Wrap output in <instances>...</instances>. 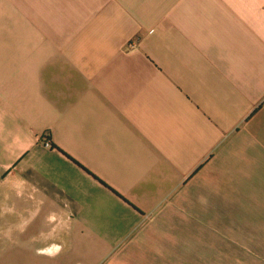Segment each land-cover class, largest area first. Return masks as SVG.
<instances>
[{"label": "crops", "instance_id": "1", "mask_svg": "<svg viewBox=\"0 0 264 264\" xmlns=\"http://www.w3.org/2000/svg\"><path fill=\"white\" fill-rule=\"evenodd\" d=\"M0 213L12 264H264V0H0Z\"/></svg>", "mask_w": 264, "mask_h": 264}, {"label": "rangeland", "instance_id": "2", "mask_svg": "<svg viewBox=\"0 0 264 264\" xmlns=\"http://www.w3.org/2000/svg\"><path fill=\"white\" fill-rule=\"evenodd\" d=\"M1 216L2 214L0 213V219H1ZM5 231H6L5 228L0 227V237L6 236ZM0 239L2 240V238ZM244 247H241V245H239V251L241 253L246 251L247 249L246 245H244ZM25 251H27V247L22 242L15 243L14 245L12 243H7V242L0 243V264H12L13 261L10 260V257L12 256V254L13 253L22 254V253H25ZM17 261H18V264L21 263V258L20 260H17Z\"/></svg>", "mask_w": 264, "mask_h": 264}, {"label": "built area", "instance_id": "3", "mask_svg": "<svg viewBox=\"0 0 264 264\" xmlns=\"http://www.w3.org/2000/svg\"><path fill=\"white\" fill-rule=\"evenodd\" d=\"M47 144H48V141H47Z\"/></svg>", "mask_w": 264, "mask_h": 264}]
</instances>
